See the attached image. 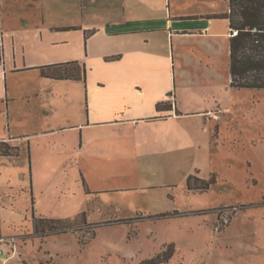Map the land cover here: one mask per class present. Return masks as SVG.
Here are the masks:
<instances>
[{
  "label": "crops",
  "instance_id": "0c3cea01",
  "mask_svg": "<svg viewBox=\"0 0 264 264\" xmlns=\"http://www.w3.org/2000/svg\"><path fill=\"white\" fill-rule=\"evenodd\" d=\"M167 1L0 0V111H13L17 92L37 100L22 112L33 130L8 129L0 144L27 142L32 181L72 172L83 199L103 203L107 193L186 185L188 141L200 145L196 131L209 129L190 122L215 111L220 65L230 63L229 21L208 16L229 4L188 13ZM166 102L172 110L159 111Z\"/></svg>",
  "mask_w": 264,
  "mask_h": 264
},
{
  "label": "rangeland",
  "instance_id": "374dc122",
  "mask_svg": "<svg viewBox=\"0 0 264 264\" xmlns=\"http://www.w3.org/2000/svg\"><path fill=\"white\" fill-rule=\"evenodd\" d=\"M183 1L184 10L193 13L213 8L217 0ZM156 2L170 7L169 1ZM228 82L229 70L222 63L219 105L190 122L209 129L196 131L202 148L188 141L184 171L195 185L198 177H215L207 192L188 191L184 183L144 191L152 196L107 193L104 203L91 196L90 204L72 172L45 173L32 181L28 144L23 138L13 140L17 155L0 159V264H144L170 245L173 254L162 264H261L264 227L255 225L264 218V210L256 208L264 206V90H236ZM15 98L13 111H0V138L8 136V129L21 137L34 128L22 112L34 107L36 98L28 100L18 92ZM210 137L211 149L206 146ZM166 191L170 197L163 199ZM153 199L155 203L147 201ZM225 207L238 211L224 231L216 232L218 210ZM160 213L168 217L159 218ZM33 216L67 230L38 235ZM256 230L258 242L252 236ZM256 253L261 260H254Z\"/></svg>",
  "mask_w": 264,
  "mask_h": 264
},
{
  "label": "trees",
  "instance_id": "16d2710c",
  "mask_svg": "<svg viewBox=\"0 0 264 264\" xmlns=\"http://www.w3.org/2000/svg\"><path fill=\"white\" fill-rule=\"evenodd\" d=\"M229 11L224 14L209 15L208 18L226 19L230 26L229 74L230 86L236 90H264V0H225ZM2 60L0 50V62ZM159 111L172 110L168 102L157 105ZM17 152L7 144H0V156H16ZM187 180L189 191L207 192L215 183L213 177L209 181L196 178ZM178 215V213H176ZM168 215L161 214L159 218ZM34 232L46 236L53 232H66V227L54 220L38 219L33 216ZM1 238V237H0ZM173 254V246H168L162 254L147 260L144 264H162Z\"/></svg>",
  "mask_w": 264,
  "mask_h": 264
},
{
  "label": "built area",
  "instance_id": "2783aa9c",
  "mask_svg": "<svg viewBox=\"0 0 264 264\" xmlns=\"http://www.w3.org/2000/svg\"><path fill=\"white\" fill-rule=\"evenodd\" d=\"M238 209L236 207L233 208H222L218 210L219 218L214 225V229L216 232L224 231L232 222L233 217L236 215ZM4 264V263H3Z\"/></svg>",
  "mask_w": 264,
  "mask_h": 264
}]
</instances>
